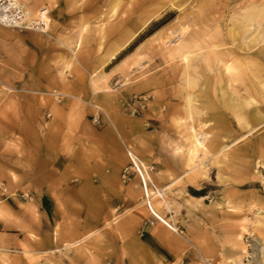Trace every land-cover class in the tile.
Wrapping results in <instances>:
<instances>
[{
  "label": "rangeland",
  "instance_id": "374dc122",
  "mask_svg": "<svg viewBox=\"0 0 264 264\" xmlns=\"http://www.w3.org/2000/svg\"><path fill=\"white\" fill-rule=\"evenodd\" d=\"M24 2L29 19L46 9L50 23L47 33L0 26V205L8 213L0 219V264H264L256 223L264 208V169L257 166L264 124L235 144L229 164L211 159L192 186L174 156L175 118L186 114L184 65L162 44L185 29L187 45H204L211 27L216 41L219 30L228 40L246 0H184L179 11L167 8L107 67L109 55L140 28L142 3L156 9L158 0ZM197 76L203 85L212 75L201 63ZM210 94L212 104L218 94ZM219 102L220 109L197 103L214 121L213 153L222 134H236L229 142L241 136ZM128 151L152 170L154 206L166 191L172 211L164 213L177 233L150 214L139 179L123 178ZM245 162L252 163L248 174ZM223 176L229 181L220 182ZM44 199L48 215L40 212ZM246 218L247 253L240 257L227 232Z\"/></svg>",
  "mask_w": 264,
  "mask_h": 264
},
{
  "label": "bare ground",
  "instance_id": "6f19581e",
  "mask_svg": "<svg viewBox=\"0 0 264 264\" xmlns=\"http://www.w3.org/2000/svg\"><path fill=\"white\" fill-rule=\"evenodd\" d=\"M183 1L165 0L164 4H162L163 0H158V8L156 9H151L153 7L152 4L147 5L146 2H143L141 8L143 17H141L140 28L129 34L126 41L114 53L109 55L107 60L104 61V67H107L124 52L140 36L144 29L155 24L167 8L181 10ZM45 12L48 13V11ZM46 21L49 25V16ZM124 25L125 23H122L121 27L124 28ZM230 25L227 32L228 40L224 38L222 30H219L220 41H216L215 30L217 29L211 27L208 29L204 45L196 44V42L187 45L183 39L185 29L172 33L167 40L162 42L167 55L172 60H178L184 65V86L188 92L186 114L175 118L174 126L179 137L175 146L174 156L182 159L187 169L186 174L192 175L190 178L192 186H196L197 178L204 176L210 169L209 162L211 159L216 158V162L219 165L223 163L229 164L233 159L232 149L235 144L264 124V109L260 107V105H264V0H246L245 3L240 5L239 10L236 11ZM176 35H178V38ZM79 44L80 40L77 41L76 48ZM142 61L143 59L138 60L136 66L142 65ZM201 63L206 64L212 75L203 85L200 84L197 76ZM198 92L203 94L201 99L197 98ZM210 93L218 94L217 100L212 103L213 106L216 109H220L219 98H221V108L241 130V136L233 142L228 140L236 135L235 133L228 131L222 134L221 141L224 140V142L221 143L216 153H213L209 145L213 137L211 129L214 121L210 118L204 119L205 112L199 109L197 104L202 102L212 106L210 101L206 99V95L211 96ZM224 116L216 113L213 118L222 120ZM258 139L264 142V133ZM261 161H258L257 166L260 165V168L262 166L264 169V161ZM143 164L148 168L145 163ZM251 166V162H245L242 165V171L248 174ZM229 179L223 176L220 177V182L226 183ZM240 182L237 180V183ZM171 187L168 186L167 189L169 190ZM158 193V197L162 198V200L156 201L154 206L153 197L155 194L151 197L147 188V199L144 198L143 202L146 205L147 203L150 204L151 209L148 208L151 212L150 214L154 215L170 230L177 233L176 224L170 222L164 213L165 210L172 211L171 202L164 198L166 191L164 193L159 191ZM188 195L191 199H196L189 193ZM227 210L229 214L238 213V210L231 206H227ZM256 216V223L259 226V237L264 241V208L257 209ZM6 217H8V213L0 205V219H5ZM247 223L248 220L246 218L243 223L233 224L227 232V242L235 254H241L240 257L247 253L245 244ZM84 240L66 244L65 248L68 250L78 248Z\"/></svg>",
  "mask_w": 264,
  "mask_h": 264
},
{
  "label": "built area",
  "instance_id": "2783aa9c",
  "mask_svg": "<svg viewBox=\"0 0 264 264\" xmlns=\"http://www.w3.org/2000/svg\"><path fill=\"white\" fill-rule=\"evenodd\" d=\"M45 11L42 10L37 18L29 19L27 5L24 0H0V26L9 29L47 33L49 29L46 21L48 13ZM95 122L98 123L99 121L96 119ZM128 156L130 166L124 170L123 178L129 180L131 177H137L144 195H146L145 198L147 199V188L152 197L154 193H157L155 191H158L151 177L152 170L146 168L143 162L132 152L128 151ZM147 205L151 209L150 204L147 203Z\"/></svg>",
  "mask_w": 264,
  "mask_h": 264
},
{
  "label": "crops",
  "instance_id": "0c3cea01",
  "mask_svg": "<svg viewBox=\"0 0 264 264\" xmlns=\"http://www.w3.org/2000/svg\"><path fill=\"white\" fill-rule=\"evenodd\" d=\"M10 161H11V163H13V161H16L15 160V158L14 157H11L10 158ZM132 180H134V179H132ZM49 202L47 201V200H41V202H40V205H41V209H40V212L41 213H43V214H46V215H48L49 213V210H50V207H49Z\"/></svg>",
  "mask_w": 264,
  "mask_h": 264
}]
</instances>
